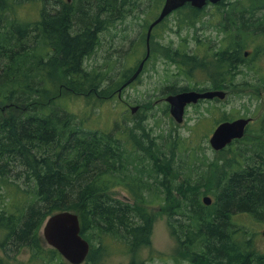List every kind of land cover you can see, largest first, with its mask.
Segmentation results:
<instances>
[{"label": "trees", "instance_id": "16d2710c", "mask_svg": "<svg viewBox=\"0 0 264 264\" xmlns=\"http://www.w3.org/2000/svg\"><path fill=\"white\" fill-rule=\"evenodd\" d=\"M251 1V9L259 5L262 9L244 15V7L239 6L228 21L236 23L237 32L247 27L264 33V0ZM163 2L0 0V263L17 262L27 251L25 264H68L44 243L41 228L49 216L69 211L78 215L80 234L90 243L86 263L97 264L105 256L107 238L125 247L132 264H145L141 259L137 262L138 253L151 246L157 214L153 216L151 206L158 195L156 199L164 203L158 212L168 216L180 259L189 264H264V253L257 249L246 223H264V118L259 136L250 137V125L246 131L244 149L249 152L244 154V170L240 164L243 153L234 151L228 163L236 165H230L229 177L220 175L215 185L201 177V163L173 165L168 154L160 153L158 135L121 123H114L111 129L91 130L88 113L79 118L56 102L79 98L97 107L98 102L114 98L112 95L119 98L123 83L137 66L114 82L108 66L104 71L87 70L83 60L109 26L129 16L137 18L142 12L153 21ZM26 3L40 5L39 20L27 22L18 16L17 9ZM180 10L185 12L179 14L176 26L199 31L197 10L189 4ZM165 20L151 30L150 54L156 50L154 37L161 38ZM151 21L144 25L146 32ZM210 23L206 27L215 37L219 38L218 32L222 35L220 45L195 35L192 49L188 43L161 48V56L192 81L191 87H166L167 95L228 89V83L234 87L241 71L236 68L241 41L226 38L218 24ZM222 23L227 22L222 19ZM258 23L262 27L257 28ZM145 39L146 34L141 44L132 47L143 51V56ZM260 81L264 88V80ZM250 87L254 94L260 91L257 85ZM171 141L174 148L184 144L180 137ZM174 173L181 181L174 180ZM166 176L171 179L164 180ZM202 186L204 192L199 190ZM118 188L125 192L124 199L113 194ZM208 194L213 202L206 206L202 197ZM238 216H244V225L236 223Z\"/></svg>", "mask_w": 264, "mask_h": 264}, {"label": "rangeland", "instance_id": "374dc122", "mask_svg": "<svg viewBox=\"0 0 264 264\" xmlns=\"http://www.w3.org/2000/svg\"><path fill=\"white\" fill-rule=\"evenodd\" d=\"M17 10L18 16L25 21H29L31 18V21L33 19H39V4L26 3L21 5ZM184 12L185 10L176 11L166 18L165 28L161 32V38L154 37V42L157 44H154L155 46L153 45V47L156 50L153 51L152 49L151 54H149L144 64V71L137 80L122 90L119 98L116 95L112 100L101 101L97 107L89 106V104L79 98H65L56 102L61 108L65 107V109L75 112L74 114L77 117L79 116V118H86V114L88 113L87 127L91 130L111 129L114 123H121L122 125L127 124L131 126L139 132L144 128L152 136L158 135L160 153L164 152L163 154L166 156L169 155L173 165L177 166L176 163H201V166L198 167L200 168L199 173L201 177L206 176L207 179L212 181V184H215L220 175L229 177V174H226L227 168L230 165H236V163H228V160L232 159L234 151H238L240 154L243 153V156L244 154L248 155L249 151L244 149V142L234 143L229 149L224 151L213 150L208 140L211 135V132L208 131L211 116H215L216 119L222 117L234 118L242 114L244 117H251L253 118V122L249 127L250 137L254 139L255 136H259V128L264 118V88L263 83L260 81L264 80V70H259V68L264 69L262 66L264 64V57H262L261 64L258 67L253 66L254 64L252 63L251 67L244 69V79H242L240 71V74L235 77L234 87L232 85L229 89H226V100L217 103L215 113L210 112L214 101L204 100L196 107H186L183 122L177 124L171 117L168 105L164 100V97L167 95L165 88L169 86L191 87L192 81L184 75L179 74L178 67L161 56V48L171 46L175 49L177 46L188 43L192 49L196 42L195 35L200 40H219V38L215 37V32L211 31V28L208 29L206 27V24L210 22L195 24L199 28L204 26L203 30L196 32L193 27L179 29L176 26V20L179 19V14ZM142 13H138L139 16L137 18L129 16L123 22L117 21L112 26H109L107 30L100 33L98 45L95 46V49L90 55L84 58L83 66L87 70L95 71H104L108 66V76L114 82L121 80L123 74H129L143 58V51H140V53L136 52L132 50V47L133 45L135 47L139 42L140 44L142 43V38L146 34L144 25L152 19L150 16ZM211 20L215 21L216 18ZM213 23L216 24L215 22ZM133 40L134 42L131 43ZM217 46L215 44V47ZM254 47L250 46L249 48L255 49ZM242 81L250 86L257 85L260 91L254 94L250 91V86L247 87L249 90L245 86L241 88ZM203 86L201 85L199 87ZM130 106H139V109L136 113L131 114L129 111ZM141 106H143V109L140 108ZM198 120L199 124L197 125L196 122ZM176 137L184 140L183 146L180 144L177 148H174V145L172 146L169 143ZM168 138L171 140H168ZM260 151L259 149V153ZM173 154L174 158L171 157ZM180 166H184V164ZM238 167L240 166L238 165ZM173 177L176 181H181L182 179L178 178L176 173L173 174ZM166 179H171V177L166 176L164 180ZM227 179L224 178L223 182L227 181ZM199 190H203L204 192L205 186H202ZM113 194L119 199H124L125 192L121 188H118ZM156 197L154 196L155 201L151 206L153 216L157 213L152 223L150 235L151 246L144 247L140 250L137 262L141 259L145 264H189L188 260L178 257V245L168 224V216L167 214H163L162 212L160 214L158 212L160 203L161 205L164 203L160 199H156ZM159 197H161L160 194ZM168 204L167 202L164 206L166 209L168 208ZM235 221L240 225H244V216H238ZM261 221H246V223L251 228L250 233L254 244L260 252L264 253V236L260 233L264 228V223ZM104 246L105 256L97 264H132L131 258L126 253L124 246L114 243L107 238L104 239ZM0 255H2L1 249ZM27 259L28 252L23 251L19 255L17 262L8 259L7 261L3 260L0 264H25ZM50 264H53V262ZM82 264L93 263L84 262Z\"/></svg>", "mask_w": 264, "mask_h": 264}, {"label": "water", "instance_id": "95a60500", "mask_svg": "<svg viewBox=\"0 0 264 264\" xmlns=\"http://www.w3.org/2000/svg\"><path fill=\"white\" fill-rule=\"evenodd\" d=\"M70 3L72 0H65ZM206 1L215 4L221 0H164L158 16L149 25L145 39V55L140 60L132 75L124 82L123 88L133 83L141 74L144 64L149 57V39L153 27L161 23L174 11L180 9L185 4L194 8H202ZM225 93L220 90L215 91H184L177 94L167 95L164 100L169 106V113L177 124H181L184 118L186 106L196 104L203 99H223ZM132 114L136 113L138 106H130ZM251 122V118H240L231 122L219 124L209 137V144L215 151H221L233 140H239L245 135L246 128ZM203 204L209 206L211 198L204 196ZM264 236V228L260 232ZM41 237L47 246L55 249L68 264H82L85 262L89 251L90 243L80 234V224L78 215L69 211L57 212L49 216L41 228Z\"/></svg>", "mask_w": 264, "mask_h": 264}, {"label": "flooded vegetation", "instance_id": "af4514ba", "mask_svg": "<svg viewBox=\"0 0 264 264\" xmlns=\"http://www.w3.org/2000/svg\"><path fill=\"white\" fill-rule=\"evenodd\" d=\"M220 2L212 4V3L208 2V1H206V4L202 8H194L193 7L198 12V15L195 17V24L203 23V22H211V23L215 22L216 24L219 25V28L221 29V32H222L223 36H224V34H226V38L240 39L241 44H242V48L240 50L241 58L236 61V68L238 70H241L242 79H244V69L245 68L251 67L252 63L254 64L253 66H256V67H258L261 64L260 61L262 60V57H264V33H261V30L254 31V30H252L250 28H247V27L242 29L241 32H237L234 29L236 23L228 21L227 19H230L231 15H232L231 13L234 12V8H238L239 6L244 7V9H245L244 15H247L249 13L252 14V13H254V12H256V11L262 9V8L259 7V6H255V7H253L251 9V5H250V4H252L251 0H246V1L245 0H231V1L221 0ZM247 2L249 4H247ZM176 11H178V10H176ZM176 11H174L173 13H175ZM236 12H238V11H236ZM208 15H210V16L208 17ZM215 18H216L215 21L211 20V19H215ZM222 18L225 19V21L227 22L226 24L222 23ZM151 23H152V21H151ZM260 26L262 27V25H260L258 23L257 28H260ZM202 27H200V29ZM196 28L198 30H200L199 27L196 26ZM201 30H203V29H201ZM228 30H230V32H228ZM223 31H225V32H223ZM218 37L220 39L222 38V35L219 32H218ZM213 43L219 44V41L216 40ZM250 46H252V47L255 46L254 47L255 49H253V48L250 49L249 48ZM262 66L264 67V64ZM259 70H264V69H260L259 68ZM227 86H228V89L231 87L229 85V83L227 84ZM241 88H244V81L241 82ZM196 91L197 92H205V91H210V90H206L205 89L204 91H200V90H196ZM220 91L225 93V97L223 99H219V98L212 99L214 101V105L210 109L211 113H215L216 108H217V103L224 102L226 100V98H227L226 89H222ZM202 101H204V99L203 100H199L196 104H190L187 107H190V106L196 107ZM240 118L244 119V118H251V117H244V115L242 114V115H239V116L234 117V118L233 117H230V118L222 117L220 119H216L215 116L214 117L211 116V121L209 122L208 131H210L211 134H212L214 132L215 128L219 124L224 123V122H231V121H234V120L240 119ZM252 122H253V118H251V122L249 123V125H251ZM249 125H248V127H249ZM248 127L246 128V131H247ZM245 136H246V132H245V135H243V137L241 139L233 140L228 146H226L221 151L229 149V147H231V145H233L234 143H242V142H244V137ZM254 156L257 157L258 155L254 154ZM240 164H241V167L244 170V156H243V160L241 161ZM207 196H209L211 198V200H213V197H211L210 195H207Z\"/></svg>", "mask_w": 264, "mask_h": 264}, {"label": "bare ground", "instance_id": "6f19581e", "mask_svg": "<svg viewBox=\"0 0 264 264\" xmlns=\"http://www.w3.org/2000/svg\"><path fill=\"white\" fill-rule=\"evenodd\" d=\"M245 1H246V0H245ZM262 1H263V0H262ZM237 2H238V1H237ZM220 3H221V2H220ZM251 3H252V2H251ZM221 4H222V3H221ZM247 4H249V3L247 2ZM256 4H257V3H256ZM250 5L252 6V4H250ZM222 6H223V5H222ZM259 6H260V5H259ZM224 7H225V6H224ZM232 7H233V6H232ZM248 8H249V7H248ZM218 9H219V8H218ZM223 9H224V8H223ZM249 9H250V8H249ZM231 10H232V9H231ZM244 11H245V9H244ZM250 11H251V10H250ZM250 11H249V12H250ZM221 14H222V13H221ZM242 14H243V13H242ZM249 14H250V13H249ZM37 15H38V14H37ZM31 19H32V18H31ZM31 19H30V20H31ZM222 19H223V18H222ZM235 19H236V18H235ZM33 20H34V19H33ZM33 20H32V21H33ZM38 20H39V19H38ZM227 20H230V19H227ZM232 20H233V19H232ZM20 21H21V20H20ZM23 22H25V21H23ZM27 22H28V21H27ZM35 23H36V22H35ZM263 23H264V22H263ZM29 24H30V23H29ZM38 24H39V22H38ZM34 31H35V30H34ZM28 37H29V36H28ZM31 40H33V39H31ZM40 41H41V40H40ZM26 42H27V41H26ZM36 44H37V43H36ZM37 46H38V44H37ZM32 48H33V47H32ZM35 48H36V47H35ZM37 49H38V48H37ZM34 50H35V49H34ZM39 50H40V49H39ZM37 52H38V51H37ZM34 55H36V54H34ZM34 58H36V57H34ZM82 65H83V64H82ZM49 67H50V66H49ZM196 67H197V65H196ZM50 68H51V67H50ZM58 73H59V72H58ZM90 75H91V74H90ZM125 78H126V77H125ZM138 78H139V77H138ZM138 78H137V79H138ZM96 79H97V78H96ZM126 79H127V78H126ZM126 79H125V80H126ZM137 79H136V80H137ZM38 81H39V80H38ZM96 81H97V80H96ZM96 81H95V85H96ZM222 81H223V80H222ZM100 82H101V81H100ZM220 83H221V82H220ZM80 84H81V83H80ZM123 84H124V83H123ZM117 85H118V84H117ZM78 86H79V85H78ZM119 86H120V85H119ZM81 87H82V86H81ZM121 87H122V86H121ZM79 88H80V87H79ZM100 88H101V87H100ZM94 89H95V88H94ZM112 89H113V88H112ZM82 90H83V89H82ZM122 90H123V89H122ZM115 91H116V90H115ZM101 92H102V91H101ZM104 92H105V91H104ZM104 92H103V93H104ZM103 93H102V94H103ZM110 93H111V92H110ZM88 94H89V93H88ZM94 95H95V94H94ZM103 95H104V94H103ZM90 96H91V95H90ZM112 96H113V97H116V96H114V95H112ZM119 96H120V95H119ZM82 97H83V95H82ZM92 97H93V96H92ZM102 97H103V96H102ZM107 97H108V96H107ZM107 97H106V98H107ZM87 98H88V97H87ZM85 99H86V98H85ZM98 99H100V98H98ZM86 100H87V99H86ZM90 100H91V99H90ZM95 100H96V99H95ZM105 100H106V99H105ZM111 100H112V99H111ZM204 100H212V99H204ZM91 101H92V100H91ZM91 101H90V102H91ZM90 102H89V103H90ZM94 102H95V101H94ZM91 103H92V102H91ZM98 103H99V102H98ZM56 106H57V105H56ZM55 108H56V107H55ZM60 110H61V109H60ZM206 196H207V195H206ZM203 197H204V196H203ZM202 202H203V201H202ZM211 203H212V200H211Z\"/></svg>", "mask_w": 264, "mask_h": 264}]
</instances>
